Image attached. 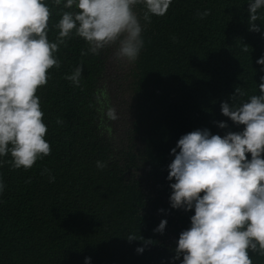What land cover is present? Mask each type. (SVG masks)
Segmentation results:
<instances>
[{
  "label": "trees",
  "instance_id": "16d2710c",
  "mask_svg": "<svg viewBox=\"0 0 264 264\" xmlns=\"http://www.w3.org/2000/svg\"><path fill=\"white\" fill-rule=\"evenodd\" d=\"M48 3V38L54 40L63 5ZM247 3L172 0L165 15L148 21L143 5H135L144 46L124 65L108 57L122 62L118 44L92 54L82 38L65 39L55 54L60 66L49 69L47 84L37 89L50 153L29 169L11 167L10 155L0 158L7 161L0 166V264H84L85 257L91 264H180L172 259L176 241L194 211L170 206V149L198 128L221 136L243 128L220 106L258 94L264 76L256 63L264 55V8L255 22L262 27L253 31ZM205 10L207 16L198 15ZM81 64L77 86L65 76ZM105 74L117 91L132 93L131 102L107 98L100 87ZM236 88L244 95L231 101ZM109 108L127 118L119 143L100 126ZM161 219L167 220L163 233L154 231ZM129 234L137 239L129 241ZM249 255L252 264H264L259 251Z\"/></svg>",
  "mask_w": 264,
  "mask_h": 264
},
{
  "label": "clouds",
  "instance_id": "9594fccd",
  "mask_svg": "<svg viewBox=\"0 0 264 264\" xmlns=\"http://www.w3.org/2000/svg\"><path fill=\"white\" fill-rule=\"evenodd\" d=\"M171 3L51 0V4L70 10L61 9L54 25L57 35L50 40L48 0H0V158L10 155L11 167L29 169L50 153L37 89L47 84L48 70L60 66L55 54L66 38H82L92 54L118 44L115 56L134 62L144 46L143 26L134 6L143 5V19L148 21L152 15H165ZM261 8L264 0H248L250 30L260 31L262 26L255 22ZM208 14L209 10L198 12L201 17ZM81 54L87 53L82 50ZM256 63L264 66V55ZM82 72L81 64L65 78L78 86ZM260 80L258 94L239 105L221 102V113L234 124L243 125L241 130L221 136L198 128L181 135L170 149L174 155L166 177L174 181L170 183V206L194 211L190 226L179 233L173 261L252 264L249 250L264 255V76ZM243 95L236 88L231 101ZM107 115L117 119L114 108H109ZM218 126L226 128L227 123L220 121ZM6 162L0 159V166ZM97 166L103 167V163L97 161ZM4 187L0 180V193ZM166 224L167 220L161 219L154 231L163 233ZM127 239L137 238L129 234ZM136 251L143 252L144 248L137 247ZM84 264H91V257H85Z\"/></svg>",
  "mask_w": 264,
  "mask_h": 264
},
{
  "label": "rangeland",
  "instance_id": "374dc122",
  "mask_svg": "<svg viewBox=\"0 0 264 264\" xmlns=\"http://www.w3.org/2000/svg\"><path fill=\"white\" fill-rule=\"evenodd\" d=\"M108 57H111L113 59V62H115L116 65H124V60L122 58H119L121 63H118L116 60H114V55L112 53H108ZM117 72L120 73V70H117ZM120 86L123 90H126L124 87V79L120 78ZM102 91L105 90V95H107V98H111L112 96L116 97H124L123 103L131 102V95L132 93H126V92H120L117 91L114 87L111 86L109 83V77L107 74H105L102 85ZM108 101V99H106ZM109 103V101H108ZM122 113V112H121ZM122 114H119L117 119L112 120L107 115H105L101 120V128L105 132L107 138L112 140L113 142L119 143L121 140L124 139L125 130L127 129V118L124 117ZM126 115V114H125Z\"/></svg>",
  "mask_w": 264,
  "mask_h": 264
},
{
  "label": "bare ground",
  "instance_id": "6f19581e",
  "mask_svg": "<svg viewBox=\"0 0 264 264\" xmlns=\"http://www.w3.org/2000/svg\"><path fill=\"white\" fill-rule=\"evenodd\" d=\"M258 49V48H257ZM230 50V49H229ZM250 51V50H249ZM252 59V58H251ZM215 61V60H214ZM253 61V60H252ZM251 62V61H250ZM255 62V61H254ZM209 65V64H208ZM227 65V64H226ZM255 78V77H254ZM256 88V87H255ZM245 89V88H244ZM257 92V91H256ZM168 129V128H167ZM95 152V151H94ZM98 158V157H97ZM76 178V177H75ZM126 194V193H125ZM69 197V196H68ZM136 204V203H134ZM118 208V207H117ZM122 218V217H121ZM80 229V228H79ZM114 231V230H113ZM69 232V231H68ZM77 239V238H76ZM125 239V238H124ZM63 242V241H62ZM97 255V254H96Z\"/></svg>",
  "mask_w": 264,
  "mask_h": 264
}]
</instances>
